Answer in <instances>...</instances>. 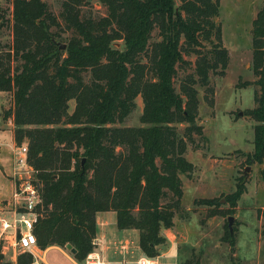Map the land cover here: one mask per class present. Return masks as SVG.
<instances>
[{"label":"trees","instance_id":"trees-1","mask_svg":"<svg viewBox=\"0 0 264 264\" xmlns=\"http://www.w3.org/2000/svg\"><path fill=\"white\" fill-rule=\"evenodd\" d=\"M221 1L62 0L61 19L73 35L60 51V35L53 32L60 24L47 3L11 0L12 42L0 49V93L12 92L13 141L15 147L27 145L39 184L33 231L39 250L70 245L74 261L83 264L94 249L97 215L113 212L118 230L138 232L143 257L161 255L168 242L164 231L175 228L183 210L181 176L195 171L188 148L196 137L204 138L197 86L212 91L211 75L224 76L229 65L216 21ZM92 2L107 14L82 17L81 9ZM155 30L160 40L151 43ZM117 41L121 49L114 47ZM252 48L259 91L256 107L246 112L257 123L248 161L262 165L264 5L253 21ZM185 56H195L196 67L178 92V67L190 65ZM138 97L140 126H119ZM245 193L246 184L239 181L226 196L228 215H234ZM197 203L212 208L211 217L223 213L220 199ZM258 213L264 234V209ZM227 229L223 240L234 252L236 240ZM0 264H9L1 254ZM16 264L35 261L25 252ZM185 264L201 263L192 258Z\"/></svg>","mask_w":264,"mask_h":264},{"label":"rangeland","instance_id":"rangeland-1","mask_svg":"<svg viewBox=\"0 0 264 264\" xmlns=\"http://www.w3.org/2000/svg\"><path fill=\"white\" fill-rule=\"evenodd\" d=\"M50 12L57 18L60 28L53 32L60 35L58 44L65 45L73 34L64 27L61 19L62 0H43ZM179 3V0H177ZM264 5V0H222L220 15L216 19L222 26L223 45L229 51V65L224 76L211 75L212 91L197 86L199 92V125L203 126L204 138L196 137L194 144L187 151V159L194 164L195 171L183 180L184 198L182 211L175 219V228L164 231L168 239H173L176 245L185 242L188 259H200L201 264H264V234L263 223L258 211L264 209V163L259 165L248 161V155L254 153L255 127L257 123L250 119L246 112L256 107L255 95L259 87L253 71L252 29L253 21ZM11 0H0V49H6L12 42ZM107 14L106 8L97 2L81 9V16L98 19ZM4 23V24H2ZM159 31L155 30L151 43L159 41ZM114 47L122 48L120 41L114 42ZM66 46V45H65ZM63 51L62 49H59ZM190 65H180L175 79V86L180 92V84L186 76L194 74L196 57H184ZM86 79L88 75L85 74ZM250 83V85H244ZM136 107L128 118L119 126L138 127L142 113V100H135ZM72 112L74 102H69ZM14 108L12 92L0 93V163L4 166L3 193L0 201V221L5 219L12 223L10 203L12 200V164L17 154L13 141L14 126L8 113ZM185 125L183 126V128ZM239 181L246 184V193L242 196L234 215L226 212L230 208L226 196L234 193ZM2 194V193H1ZM202 199H220L219 213L211 217L212 208L200 205ZM110 226V232L125 233L130 254L126 256L125 264H136L143 257L138 248V232L136 230H118L115 225V215ZM229 217L234 218L233 236L236 240V250L223 239L227 234ZM12 231H2L0 241L4 253L0 249L3 261L16 264L20 251L7 242L12 237ZM174 236V237H173ZM175 239V240H174ZM5 242V243H4ZM1 243V244H2ZM52 248V247H49ZM58 248V247H55ZM38 249V248H37ZM48 249V248H47ZM65 256L57 250L46 254V264H72L66 257L72 259V254L66 248L61 249ZM171 246L168 243L162 247L161 258L156 264H180L174 256L169 255ZM113 249L110 256L113 255ZM115 255V254H114ZM121 260L122 254L117 252ZM41 254L35 250V264H43L39 260ZM173 257V258H172ZM177 257V256H176ZM107 264V263H106ZM121 264V263H120Z\"/></svg>","mask_w":264,"mask_h":264},{"label":"built area","instance_id":"built-area-1","mask_svg":"<svg viewBox=\"0 0 264 264\" xmlns=\"http://www.w3.org/2000/svg\"><path fill=\"white\" fill-rule=\"evenodd\" d=\"M17 154L12 164V223L1 219V232L11 230L12 237L8 238L15 248L26 251L33 256L37 249L34 227L38 221L37 204L39 202V184L36 182V172L29 165L27 159V145L15 147ZM94 249L85 258L83 264H106L102 254L97 250L99 241L92 242ZM136 264H156V259L141 257Z\"/></svg>","mask_w":264,"mask_h":264},{"label":"crops","instance_id":"crops-1","mask_svg":"<svg viewBox=\"0 0 264 264\" xmlns=\"http://www.w3.org/2000/svg\"><path fill=\"white\" fill-rule=\"evenodd\" d=\"M4 174V166L0 163V174ZM3 180L0 177V201L2 200L1 197L2 195H4L3 193ZM12 183V182H11ZM12 185V184H11ZM12 191H13V185H12ZM2 193V194H1ZM115 215V214H114ZM113 221V215H111V212H107V213H100L97 215L96 217V224H97V234H96V238L99 241V246L97 247V250H99V252L102 254L105 262L107 264H125L128 263L126 262V256L123 254H130V248L129 245L131 243H129L127 241V236L125 235V233H121L122 235H120L119 233H116L115 231L110 232V226L111 223ZM262 222V220H261ZM116 225V223H115ZM1 227H0V235H1ZM174 237V236H173ZM168 239V238H167ZM175 240V239H174ZM11 241L7 242L10 244ZM2 241H0V249L2 250V252L4 253V250L7 248L6 246H4L3 248V243ZM5 243V242H4ZM168 246H171V250L168 252L169 255L174 256V258H176L177 262L180 264H185V262L188 260V250L186 248L185 242L182 246H177L175 243V241H173V239H168ZM139 248V247H138ZM113 251V255L110 256V251ZM50 250H57L59 251L63 256L64 253L60 248H48L46 249L44 252H42L39 260H41V262L43 264H46L45 258H46V254L50 251ZM140 251V249H139ZM117 252L119 254H122L121 260L116 261V257H119L117 255ZM115 254V255H114ZM140 254L142 255L141 251ZM143 256V255H142ZM177 256V257H176ZM72 264H78L77 262L74 261V259H69L68 257H66ZM161 258V255L158 257V259ZM173 258V257H172ZM171 262H173L172 264H174L173 260H170ZM157 264H160L159 261L157 262Z\"/></svg>","mask_w":264,"mask_h":264},{"label":"water","instance_id":"water-1","mask_svg":"<svg viewBox=\"0 0 264 264\" xmlns=\"http://www.w3.org/2000/svg\"><path fill=\"white\" fill-rule=\"evenodd\" d=\"M58 45H59V49L65 50V47H66L65 45H61V44H58ZM228 221H229V229H230V232L232 234L233 233V227H232V225L234 223V218L233 217H229ZM66 249L69 250L72 254L75 253V251L71 248L70 245H66ZM36 251H38L40 254H42V251L41 250L36 249Z\"/></svg>","mask_w":264,"mask_h":264}]
</instances>
